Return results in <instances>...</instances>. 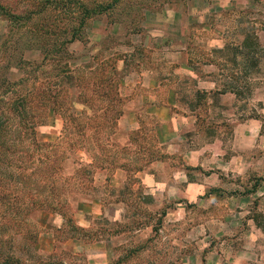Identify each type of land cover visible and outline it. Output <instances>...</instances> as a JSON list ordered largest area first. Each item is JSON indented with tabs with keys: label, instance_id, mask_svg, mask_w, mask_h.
I'll return each mask as SVG.
<instances>
[{
	"label": "rangeland",
	"instance_id": "obj_1",
	"mask_svg": "<svg viewBox=\"0 0 264 264\" xmlns=\"http://www.w3.org/2000/svg\"><path fill=\"white\" fill-rule=\"evenodd\" d=\"M210 1L0 0V3L11 7L12 15L20 17L32 11V25L46 24L47 28L53 30L58 27L60 31L67 32L66 25L72 18H86L79 39L69 44L65 50L67 55L64 57L70 61L72 74L65 78L68 84L63 87L56 100L58 103L53 106L44 99L47 94H44L42 105L37 101L43 94L41 89L51 80L48 76L55 74L57 63L37 68L34 62L42 58L41 51L24 50L23 45L19 46L15 42L17 36L10 32L11 24L0 15V80L5 77L8 81L1 89L3 92L12 90L0 99V108L7 107L5 102L18 100L20 97L26 99L20 103L23 115L20 114L22 112H19V107L14 108L18 112L13 114L11 111L7 115V132L16 136L19 131L22 136L24 134L21 131L25 126L32 127V123L38 119L35 137L43 144L35 146L30 137L23 138L21 141L24 143L20 144L23 147L27 145L23 151L30 148L37 165L39 158H44L46 153L47 158H53L55 153L60 154L59 173L62 178L55 188L59 194L66 192L65 197L61 195L64 202L61 213L47 209L38 211L32 209L29 203V211L25 210L19 216L20 219L23 218V224L20 225L12 223L14 213L8 211L4 215L0 205V255L9 253L23 264H95L93 259L81 252L75 240H93L95 235H100L115 238L114 264H182V259L186 260V256L194 255L198 256V261L204 260L209 249L214 247L229 252L250 251V258H244L245 262L242 264H264V230L256 222L254 225L257 233L254 232L252 239L243 235V229L237 228L234 232L236 237H243H237L238 240L234 238V242L224 245H204L199 241L203 235L197 230L193 233L185 224H178L176 227L170 226L171 222L166 224L162 213L156 212L157 201L146 194V189L134 171L140 164L123 161L124 157L130 160L137 150L134 146H129L126 150L118 147L119 139L122 140L125 135L123 116L126 102L119 96L117 83L120 77L132 72L137 63L144 66L160 63L161 76L168 77L174 73L172 61L177 59V55L171 53V48L160 47L163 43L161 40L150 38L149 41L143 30L145 15L161 10L164 5L184 14L190 8L191 12L199 13L197 15H207L209 12L206 5ZM232 3L225 8H212L209 20L211 28L200 21L193 22L191 47H194V52H191V57L207 64H210V60L220 62L224 76L237 77L235 88L243 92L240 101L244 111L259 118L258 126L246 133L257 137L253 148L256 168L246 173L248 176L244 178V193L253 187L256 192L249 204L250 212L245 217L222 213L226 221L240 223L244 218L254 221L258 214H264V0H232ZM98 5L107 8L101 13H88ZM66 37L68 40L67 35L60 39ZM176 38H170L165 44L179 47L181 37ZM217 45L224 48L221 51L214 49ZM45 47L47 48L46 45ZM180 57L186 59L185 55ZM123 59L127 66L120 71L117 66L119 60ZM27 62L32 65H27ZM212 67H202V73L213 71ZM214 71L217 73L218 68ZM102 75L111 80L108 86L110 90L105 94L107 87L101 84L96 87L91 83L94 78L98 81ZM9 82H15L16 85L12 86ZM61 109L69 117L64 119ZM90 117L106 122L102 132L95 125L90 127V123H96ZM118 122H121V126L116 135ZM77 124L83 126L78 127ZM91 129H96L95 137L98 136L101 141L95 142L91 138ZM49 143L55 146L51 147ZM27 158L23 162L26 163ZM71 180L79 182L74 188H62L63 181L65 185ZM123 180L125 182L121 185ZM95 200L101 204V212L97 210L95 213ZM188 215L195 222L187 223L193 225L212 216V212L195 209ZM145 223L148 226L141 227ZM189 230L196 239L186 243L184 239ZM247 230L246 228L244 234L251 235L246 233ZM217 231V227H212L209 232ZM170 232H174L183 242L169 243L166 236ZM31 233L36 236L34 240L30 237ZM146 235L147 240H142ZM237 263L231 258L225 260V264Z\"/></svg>",
	"mask_w": 264,
	"mask_h": 264
},
{
	"label": "crops",
	"instance_id": "obj_2",
	"mask_svg": "<svg viewBox=\"0 0 264 264\" xmlns=\"http://www.w3.org/2000/svg\"><path fill=\"white\" fill-rule=\"evenodd\" d=\"M230 3L232 0H211L206 5L207 15H197L199 13L191 12L190 8L184 14L167 5L146 14L143 30L149 41L150 38L159 39L163 42L161 48H171V53L177 55L170 63L174 73L161 76L160 63L147 66L137 63L132 72L121 76L117 83L119 96L126 101L125 135L119 139L118 147L126 150L134 146L137 150L130 160L124 157L123 161L140 164L134 171L146 194L157 201L156 212L162 213L166 224L171 222L169 225L175 227L185 224L193 233L197 230L203 235L199 241L204 245H224L234 238L238 240L234 233L237 228L243 229V235L251 239L254 232L257 233L251 218H244L240 225L236 221H226L222 213L245 217L250 212L249 204L256 192L253 187L244 193V178L256 168L253 148L257 137L246 133L258 126L259 118L244 111L240 101L243 92L237 94L235 88L237 77L224 76L220 62L210 60L207 64L191 57L194 52L191 47L193 22L200 21L211 28L209 20L213 9L225 8ZM176 36L181 37L179 47L165 44ZM215 48L222 50L224 47L217 45ZM184 55L186 59L180 57ZM119 61L117 69L122 71L127 65L124 59ZM207 66H213V71L202 73V67ZM215 68H218L217 73ZM120 126L118 122L116 135ZM195 209L212 212V216L189 225L193 219L188 214ZM97 210L102 211L101 204L95 200V213ZM147 226L146 223L141 225ZM212 227H217L218 231L209 232ZM246 228V233L251 235L244 234ZM191 231L184 239L186 243L196 239ZM166 237L171 244L183 242L174 232ZM146 238L147 235L142 240ZM114 240V237L95 235L93 240L76 239L75 244L95 264H114ZM251 254L247 250L229 252L214 247L209 249L204 260L198 261V256L194 255L186 256L187 261L182 259V264H225L230 258L242 264Z\"/></svg>",
	"mask_w": 264,
	"mask_h": 264
},
{
	"label": "trees",
	"instance_id": "obj_3",
	"mask_svg": "<svg viewBox=\"0 0 264 264\" xmlns=\"http://www.w3.org/2000/svg\"><path fill=\"white\" fill-rule=\"evenodd\" d=\"M44 7H46V5H44ZM62 7H66V5H62ZM106 8L107 7H104V5H98L97 7H95V9L89 11L88 13H101ZM10 10L11 7L8 8L3 3H0V15L4 16L9 24H11L10 32L12 35L17 36V41L15 42L19 46L23 45L24 50L38 49L41 51L42 58L40 59V61L34 62L36 67L44 68L49 63L53 62H56L58 65L55 74L48 76V79L51 78V80L44 89H41L43 94H41L37 101L38 104L42 105L44 94H47L45 95L46 97L44 99H46L48 103L50 102L53 106H55L56 103H58V101L56 102V100L58 99L59 93L62 91L63 87L68 84V81H66L65 78H68L72 74L70 61L65 60L64 57L65 55H67V52L65 50L69 44L79 39L78 36L80 32L83 31L86 18H72L70 22L67 23V32H65L57 29L58 27L54 30L49 29L50 27L47 28L46 24L32 25L34 24L32 22L31 16L32 11H29L25 15L18 17L12 15V13H10ZM63 35L69 36L68 40L67 37L65 39H60ZM52 36L53 39L51 40ZM45 45L47 46V48L45 47ZM20 54L22 55L23 51ZM27 65L32 64L27 62ZM46 74H44L43 76L45 77ZM5 79L6 78L4 77L0 80V99L3 98L5 94L12 92V90L6 92L2 91V85H5L8 82ZM110 82L111 80H109L107 76L102 75V78H99L98 81L94 78L91 83H93V85L95 84L96 87H99L101 84L108 88ZM9 84H11L12 86L16 85L15 82H9ZM75 85L76 87H78V82H76ZM109 90L110 87L107 89V91L104 92V94L109 92ZM236 92L237 94H241L239 93V91ZM106 96L110 97L109 95ZM24 100L26 99L20 97L18 100L12 102H3L7 105V107H3L2 109L0 108V205L2 206L1 211L5 212L4 215L8 211H12V214L14 213L12 223L17 222L15 223L16 225L23 224V218L20 219L19 216L22 215L25 210L29 209V203L31 204L32 209L35 208V210L38 211L47 209L55 213H61L64 205L62 197H65L66 194V192H64L63 194L57 193V189L55 188L56 185H59L57 182L62 178L59 173V166L61 161V157H59L60 154L55 153L53 158H47L48 153H46L47 155H44V158H39V163L37 165L35 164V160L32 158L33 155L30 153V148L23 151V149H25L27 145H24L23 147V145L20 144L24 143L21 140L28 139L29 137L32 139V144H34L35 146L39 147L43 144L39 142L35 137V125H38V119H36V122L32 123V127L29 128V125H27L21 131L25 136H21V133L19 134V131L16 136L7 132V126H5V122L9 118V116L7 115L11 111L13 114H15V112H18V109H14L15 107H19V112H22L20 114L23 115L24 110L23 108L21 110L22 105L20 103H23ZM61 110V113L63 112L62 114L63 116H65L64 119H66V117H69L63 111V109ZM90 119L94 120L95 118L90 117ZM95 122L96 123H90V127L93 128L95 125V128H98L99 132H102L104 130V127L106 126V122L102 120L96 121V119ZM77 126L79 127L83 125L77 124ZM80 132L81 131H79V133ZM89 133L91 135V138L94 139L95 142L101 141L98 136L95 137V134H97L96 129H91ZM106 141L109 142L108 139ZM48 145L51 147L55 146L51 143H49ZM25 158H27L26 163L23 162ZM78 182L79 180H71L69 184L65 183L64 185L63 181L62 188H74ZM254 222H256V225L264 230V214H258L256 216V219H254ZM30 237L34 240V237L36 236L34 233H31ZM11 263L23 264L21 263L20 259H15L14 255H10L9 253H7L5 256L0 255V264Z\"/></svg>",
	"mask_w": 264,
	"mask_h": 264
}]
</instances>
